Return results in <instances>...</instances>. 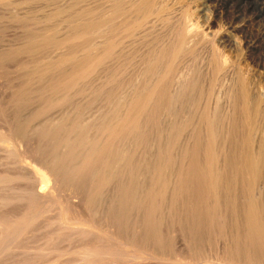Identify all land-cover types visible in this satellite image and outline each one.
Instances as JSON below:
<instances>
[{
    "label": "bare ground",
    "instance_id": "1",
    "mask_svg": "<svg viewBox=\"0 0 264 264\" xmlns=\"http://www.w3.org/2000/svg\"><path fill=\"white\" fill-rule=\"evenodd\" d=\"M125 1H123V3ZM143 1H145V0H143ZM178 1L179 0H168L169 3H176V2L178 3ZM206 1H211L214 4H217L218 7L224 8V10L225 9L227 10L230 8L233 9V11L235 13V15H234L235 17H234L233 21H230L232 23L229 24L228 29L226 30V33L223 36L225 38V40H227L228 43L230 42L231 44L234 43V39H233V37H231L233 32L237 31V32H242V33L245 32L246 34L248 33V28H249L248 25L250 24V23L248 24V22H250V20L247 21L245 18H243L242 10L243 11L247 10V9L255 10L254 11V15H255L254 17H256V18L264 16V4L262 3V5L260 6L261 2H259V1H256V3H253L249 0H236V1H233V0H206ZM109 2H108V4H109ZM135 2H138V1H136V0H129V2L127 1V3H128L127 6H129L127 9H129V12H132L133 14L135 12L136 13L139 12V10H141V9L143 10L144 6H146L145 4L147 3L146 1H145L146 3L139 1L140 4L137 3L138 5H136ZM202 2H203V0H202ZM123 3H122V5H123ZM76 4H78V3H76ZM119 5L121 6V4H119ZM198 6H200V5H198ZM103 7H104V5H103ZM103 7H102V9H103ZM108 8H110V7H108ZM222 8H220V9L223 10ZM94 9H96V7ZM144 10H143V12H144ZM124 11H125V9H124ZM113 12L114 11H112V13ZM224 13H225V11H224ZM139 15H140V13H139ZM81 18L83 19V17H81ZM87 22H88V20H87ZM120 23H121V21H120ZM91 25H94V23H91ZM91 25H90V22L88 25H87V23L83 24L84 27L88 26V28H91V27L95 28V26L97 27V25H95V26H91ZM84 27H83L84 30H85V28L88 30L87 27H85V28ZM189 27L184 26V28H183L184 29L183 32L187 37L186 40L189 39V37L193 34L194 31H196V29H193L192 27L189 28ZM84 30H83V32L85 34ZM92 30H95V29H92ZM115 31H116V29H115ZM237 32L234 34H237ZM234 34H233V36H234ZM257 35H259L260 38L264 37L263 28H261V30L258 32ZM259 36H257V37H259ZM186 37H184V38H186ZM184 38H183V40H184ZM183 40L181 41V43H184L183 45H186L187 41L186 40L183 41ZM252 42H253V40H252ZM173 45H177V44H173ZM54 48H55V46H54ZM100 49H102V48H100ZM172 50H173V48H172ZM166 51H167V49H166ZM171 52H173V51H171ZM100 55H101L100 50L98 48H95L91 54L82 55L83 60L81 58H79V60H78V58H77L76 61H74L75 57L73 56L74 57L73 60L68 61V62L66 60V62L64 63L65 65L62 67V69H61V65L59 64L61 70L57 69V72L54 70L56 72V74H54L55 73L54 72L53 76L51 75L52 77L50 76V78L48 77L49 75H47L48 78L46 77V79H48L47 80L48 82L45 81V83L46 82L47 83L44 85V89L45 90L46 89H54V88L58 87L59 88L58 93H59V91L61 92V90L63 88H64V90H65V87L67 88V86H66L67 84L71 85L74 88V85L77 84V82H78L77 80L79 78L81 80L83 79V76L85 74L84 70H85V68L87 69L86 66H88V63H91V65H92V63H94L95 61H97V62L100 61L99 60ZM145 55H147V54H145ZM154 56H156V54ZM217 56H218L217 60L219 61L218 64H221L222 66L227 65V62H228L227 59H224L223 57H225V56H222V54L219 51H217ZM160 58L166 59L167 57L166 58L160 57ZM166 60H164V63L165 64L169 63V65H170V62H172V61H170L171 58L167 61ZM61 63L63 64V62H61ZM95 64H96V62H95ZM99 64H100V62H99ZM172 64H173V62L171 63V65ZM215 68H217V67H215ZM223 69H225V68H223ZM49 70H50V68H49ZM165 70L166 69H164V71ZM86 71L88 72V70H86ZM148 71H149V69H148ZM216 71H218V70H216ZM87 74L89 75V73H87ZM101 74H102V72H101ZM41 75H43V74H41ZM88 75H86V76H88ZM158 76H157V78H158ZM161 76H159V77H161ZM173 76H175V75H173ZM232 76L233 75H231V78H232ZM66 78L70 79L69 80L70 83H69V81H67L68 83L63 81ZM84 78H86V77L84 76ZM40 79H42V78H40ZM163 79H164V77H163ZM230 79H229V82H230ZM178 80H179V78H178ZM233 80L234 79H232V81L230 83H228V89L226 88L228 90L227 94L225 93L226 90L224 91V93L226 95H228V98H227L229 101L228 107H230V109L228 111H226L227 107H225L226 112L223 110L224 114H225L224 118H222L223 122L222 123L220 122L221 124L219 123V120L216 118V115L214 114L215 112L213 114H211L210 112L206 113L204 115L201 114L200 117L198 116L199 119L197 118L198 123L200 120L206 124V126H205L206 127L205 130L207 131L206 133L208 135H210V137L212 139H214V143L216 142V144H218L220 146V154L221 155L219 156V158H216V156H215L214 158H216V159L214 160V158L212 159L210 156V158L207 160V167L206 168H208V173H206L204 171L206 169L203 168L204 169L203 170L202 168H200L199 164H201V163L195 162L194 160H192L193 158L190 159V157H189V159L191 161H189L187 164L185 162L186 160L184 162L182 161V163H184L186 165L184 166V164H183L184 167L182 166L183 167L182 171L178 172L177 167H176L178 162L176 163V159H178L179 156L176 157V159L173 158V161L169 160L168 162H165L164 160H159V158L161 159L162 157H160L161 155L159 156L158 152H155L158 149L155 150V148H154L155 151L153 149L151 150V148H153L151 146H153V145L150 146V149H149L150 152L146 149V147L147 148L149 147V144H152L151 142L149 143V140H151L152 137L149 140H148V138L146 140V137H145V140H144V137L142 134H144L143 132H145L149 122H151V120L154 119V116L157 115V114L155 115V113H156L157 109L159 108V106H158L159 104L158 105L153 104L154 98L150 99L149 103L146 104L145 110H143V111L141 110L143 107L141 109L139 108L142 111V113H139V115H135V113L133 112L134 110H136V108H134V106L132 107V109L134 108L133 111H130L132 109L128 110L129 112H132L130 114L127 113V111L126 112L124 111L125 108H124V110H121V107H120V110L124 111L123 113L128 114L127 117L124 116L125 117L124 118V117H122L123 115L118 112L119 117H122L123 119H125L124 122H122V120L120 118L116 117L117 111H114V109H113L115 107L108 105L109 107H111L113 109V110H110V108H109V110L111 112L114 111V113H116L115 117H114V114H113V116L109 117L112 113H110V114L108 113L109 118H105V119L102 118L103 121H102V123L99 122V123H101L100 125H99V123H96L97 122L96 121L95 124L90 126V129H88L91 133H89V131L87 132V130H86L87 134L89 133L87 136L81 135V133L83 134V132H82L83 129H82L81 133H80V131L78 132V130L75 133H73L74 131L70 132L71 131V129H70V131L68 132L69 134L67 135V133H66L67 136L62 139L61 137L65 134L63 132H67V130L65 131V127H66L65 126L63 129V132H61V133H63V135H61V136H57V134L53 135V136H57V137L61 138V140L59 139V141L56 138L58 141V144H57V142L55 143L57 145L56 148H54V146H52V148L54 149L52 151L50 149L51 147L49 148V147H47V145L45 146V147L50 149L49 150L50 151L49 157L47 155H43L42 151L40 152L41 149L39 150V148H38V147H40V146H38L39 144L35 145L37 143H33L32 138L40 137V139L46 138V140H47V138L50 139L49 136H51L52 132L54 133L55 131H57L59 134H61L57 129L59 127L62 128L61 121L64 118H67V120L69 119L70 116L69 117H67V116L70 113H72V110H73L72 106H71L72 110H70V106H68L69 108L66 107L67 109L64 106V108L66 110H64V109L60 110V111L58 110V112L54 111L57 114L54 113L55 114L54 116H50L48 118L45 117V119L43 117L42 121L36 122L38 124H32L31 123L32 121L30 119H28L30 121V123H29V121L28 122L26 121V123L28 124L27 128H28L29 124L31 126H33V125L34 126L29 128L27 131L24 130L25 132L22 131L23 133H20L21 130H20V132H18L19 129H18V131H16L17 129H15V127L11 123V121L8 123L9 125H6L5 127L3 125L4 129L8 127L7 132H9V130H10V133H7L3 129L0 130V158H1V160H3V162L5 161L6 164L11 166V170L13 171V176L10 174L12 177H9L10 180L7 179L9 181V183H5V181H3V180L0 182V229H1L0 230V264H45L46 262H49L53 259L60 258L61 256H63L62 255L63 251H65V250L72 251V250L77 249V248H79L78 251L72 252L71 255L69 254L70 256L62 259L63 264H78L80 261L83 260L82 257L90 258L91 261H93L91 264H189V263H184L185 261L182 262V260L181 261L172 260V259H170V256H169L170 254H173V256H174V254L181 255L184 252L188 253V255L186 253V255L188 257H189V255L191 256L190 252L193 251L191 249L192 248L194 249V247H195V238L198 239V237L189 236V235H192L191 232H189V231H186V233L189 232L188 233L189 235H187V234H186L187 236L183 235L181 232L184 228L180 229L181 228V226H180L177 229L176 228L177 226L175 227L173 225L174 223L171 224V222H170L171 217H175L174 216L175 214L173 216L170 215V213H171L170 210H171L172 205L173 206L175 205L179 208H182L183 211H186V214L188 215L187 219H189L188 213L190 212L191 213L190 215H194L196 212L194 210L195 205L192 204V202H194V201H192V200H196V201L200 200V202H201V200L205 201L203 198L201 199V197L207 198V200H208L209 197H212V198L213 197L215 198V196L217 197L218 193H220V195L222 193L226 196L231 197L232 196V190H234L236 192V198L238 196V197H241V199L243 200L241 203H240L241 200L239 201L238 206L240 207V211H241L240 215L242 214L241 219H243V222L245 223V225H244V228L241 226L242 227V230H241L240 226H239V222L237 220L238 215L236 216L237 217L236 218V217H234L235 215L226 214L224 211L226 217L224 219L219 217L223 221L222 226H221L222 228L220 227V229H223V230H220V231H221V233L222 232L225 233V227L229 228L230 236L226 235L227 232L225 234L226 236L222 233L224 236H223V238L220 237L217 239L218 245H221L220 248H223V250L225 252H227L224 254L229 255V256H225V258H227V260L230 257V255L232 257L238 258V257H240V255H245L246 257H249L250 255L253 256L252 254H255L258 256V258H259L258 260H260V262L259 261L258 262L261 264H264V139H263L264 135L262 138L260 137L258 139V137H259L258 134L262 130L261 129L262 127H259L260 125H258L259 128L258 127L255 128L253 126L254 129H256V131H254V133L256 132L254 137L253 138L251 137V139L248 138L250 140H248L246 137L244 140V141H246V143L250 141L248 143V146L245 147V148H247L246 149L247 151L244 149L246 151V152L244 151L245 152L244 153L242 151V149H243V147H242V149H240L238 151V153H240V151H241V154L237 153L234 156H232V155L228 156V155H230V153L226 154L225 151H226L227 147H225V145H228V142L226 144V139L228 138L231 130L234 129V127L236 130V127H237L236 124H238L237 123L238 115L241 114V112H240V114H238L239 113L238 109L241 107L239 106V108L237 109L238 105L237 106L235 105L236 103L238 104V101H234V98L237 97V93L233 91V89L235 88L234 87L235 81H233ZM227 81H228V79H227ZM161 82H162V80H161ZM231 83H233V84H231ZM148 84L149 83H147V85ZM153 84H154V82H153ZM158 84H160V83H158ZM158 84H156V85H158ZM187 84H188V81H187ZM61 85L63 88L61 87ZM156 85H152V87L153 86L155 87ZM137 86H139V85H137ZM242 86H240V87H242ZM130 87H132V86H130ZM158 87H159V85H158ZM158 87H156L157 89H159V90L156 89V93H158V92L161 93L162 90L164 91V88H165L164 86H162L160 88H158ZM143 88H144V86H143ZM68 89L69 88H67V90ZM70 89H71V87H70ZM244 89H246V88H244ZM146 90H147V88H146ZM174 90H176V89H174ZM179 90H178V92H179ZM132 91L134 92V90H132ZM143 91H145V90H143ZM167 91H169V90H167ZM154 92H155V90L151 91V93H153V94H154ZM178 92H176V93H178ZM242 92L243 91H241V93ZM53 93H54V91H53ZM129 93H130V91H129ZM46 94H48V93L46 92ZM148 94H150V93H148ZM245 94H246V92H245ZM52 95H51V97H52ZM130 95H132V94H130ZM135 95H137V94H135ZM40 96H42V95H40ZM60 96H62V95H60ZM68 96H69V94H68ZM121 96H120V98L122 100ZM156 96L159 97V95H156ZM219 96H220V94H219ZM63 97H64V95H63ZM94 97H95V95H94ZM126 97H128V96H126ZM133 98H134V95H133ZM144 98L147 99L146 96L143 97V100H144ZM242 98H243V96H242ZM245 98H247V96ZM59 99H61V98L59 97ZM115 99L113 101H115ZM124 99L125 98H123V100ZM130 99H132V98H129V100ZM157 99H158V101L161 100L160 98L156 97V100ZM219 99H221V98H219ZM227 99H226V102H227ZM118 100H119V98H118ZM126 100H128V98ZM133 100H135V99H133ZM143 100H142V103H143ZM140 101H141V99H140ZM140 101L138 99V101L137 102L135 101L136 103L133 105H135L136 107L143 106V105H140L141 104ZM158 101H156V102H158ZM49 102H51V101H49ZM64 102H62V103H64ZM119 102H121V101L119 100ZM119 102H116V104ZM247 102L246 101L243 102V103H245L244 104L245 107H246ZM70 103L71 102L69 101V105H70ZM76 103H75V105L77 108V104H80V102L77 104ZM104 103L105 102L103 101V104ZM178 103H180V102H178ZM82 105H83V103H82ZM86 105H88V104H86ZM124 105H126V104H124ZM130 105H132V104H130ZM225 105L227 106V103ZM55 106L57 107V105H55ZM81 106L79 108H81ZM95 106H96V104H95ZM118 106H119V104H118ZM120 106H121V104H120ZM199 106H201V105H199ZM58 107L61 108L63 106L62 105L59 106V104H58ZM73 107H74V105H73ZM87 107L88 106H86V108L83 107V110L89 109ZM100 107L105 108V105L104 106L100 105ZM168 107H169V104H168ZM168 107L166 106V108H168ZM248 107H246V108L248 109ZM76 108H74V109H76ZM251 108L253 110H251L252 112L250 111L249 113H248L249 110L246 112V111H244L243 107L241 108L240 111H242V112L244 111L245 113H248V114L252 113L251 114L252 116L251 115L248 116L249 119H247L248 120L247 123L249 124V122H250V125H251V122H253L252 125H255L254 124L255 121H253V120H254V114H255V111L257 108H253V107H251ZM43 109H42V112H43ZM49 109H50V107L46 111L47 112L49 111V113H50ZM57 109H59V108H57ZM96 109H97V107H96ZM197 109H199V107H197ZM200 109H201V107H200ZM90 110H91V108L89 109V112H87L88 114L92 113V111H94L95 109L94 110L92 109L91 112H90ZM105 110H106V108H105ZM109 110H107V111H109ZM206 110H208V109H206ZM257 110H259V107ZM98 111H101V108H99ZM98 111L97 112L95 111L96 115L100 116V113L103 112L104 114L102 113L103 115H101V117L102 116L104 117L106 112L102 110L99 114H97ZM163 111H166V110H163ZM173 111H175V110H173ZM196 111H198V110H196ZM40 112H41V110H40ZM44 112H45V110H44ZM138 112H140V111H138ZM198 112L201 113L200 111H198ZM38 113H39V111H38ZM76 113H78V111ZM85 113H86V111H85ZM245 113H243L241 115L245 116L246 115ZM83 114L84 113H82L81 115H83ZM92 114L90 115V118H91V116H94L93 118H95V114L94 113H92ZM120 114L122 116H120ZM158 114H161V113H158ZM79 115H77V116H79ZM124 115H126V114H124ZM192 115H195L194 118L196 117V113H194ZM42 116H44V115H42ZM99 116H98V120H99ZM105 116L107 117V115H105ZM161 116L162 115H160V117ZM243 116H241V117L243 119H246V117H243ZM32 117H33V115H32ZM37 117H40V116L36 115V118ZM88 117H86V119ZM101 117H100V120H101ZM160 117H159V119H160ZM174 117H176V116H174ZM93 118H91V119L93 120ZM115 118L120 119L121 122L114 121ZM195 119H192V120L194 121ZM239 119L241 120L240 117H239ZM15 120H16V118H15ZM17 120L19 122V118ZM34 120H36V119H34ZM109 120H110V122L113 121L111 123V128H110L111 132L108 130L110 132V133L108 132L110 134L109 137L112 136L111 137L112 139L109 140L108 138H104V139H107L106 140L107 142L104 143L105 142V140H104L103 141L104 144H102L103 139L101 140V138L106 137V135L108 136V134L105 135V133H106L105 131H107V130L103 127L102 124H105ZM155 120H156V118H155ZM7 121H8V119H7ZM93 121H95V119ZM117 121H119V120H117ZM74 122H76V121H74ZM85 122H86V126H87V123L89 121L88 122L85 121ZM85 122H84V124H85ZM162 122H163V120H162ZM170 122H172V120ZM21 123H23V122H21ZM79 123L80 124L79 125L77 124V125L79 126L78 128L81 129V127L83 126L82 125L83 122H82V124H81V122H79ZM91 123H93V122H91ZM218 123H219V125H218ZM60 124H61V126H60ZM72 124H73V121L70 125H72ZM107 124L108 123L105 124V127L108 126ZM199 124H201V122ZM66 125H67V123H66ZM101 125L104 129L101 127ZM123 126H124V128H127V130L131 131V133H130L131 135L129 134L130 135L129 139L127 136L128 140L125 139L126 135L124 136L123 140H121V135H120L121 133L120 132H122V134H124V132L121 131ZM263 126H264V123H263ZM164 127H166V124ZM192 127H194V125ZM253 127L249 128V129L253 130ZM25 128H26V126H25ZM76 128L77 127L75 126V129ZM237 128H239V126ZM162 129H163V127H162ZM172 129H174V128H172ZM72 130H74V129H72ZM229 130H230V132H229ZM57 132H55V133H57ZM86 132H84V133L86 134ZM233 132H235V131L233 130ZM261 133H262V131H261ZM125 134H126V132H125ZM157 134H159V133H157ZM157 134H156V136H157ZM165 134H163V135H165ZM163 135H161V136H163ZM190 135L192 136V133ZM193 135H196V134H193ZM248 135H250L249 132H248ZM35 136H37V137H35ZM191 136H189V140H188L190 142H191V140H190ZM52 138L53 137H51V140L47 141V142L48 143L51 142ZM154 138L156 139V137H154ZM186 138H187V136H186ZM233 138H234V136H233ZM54 140H55V137H54ZM194 140H196V139H194ZM198 140H199V138H197V141ZM232 140H231V142H232ZM37 141H40V140L38 139ZM41 141H42L41 147H44L43 142L45 140L44 141L41 140ZM41 141L39 143H41ZM188 141L186 140V142H188ZM244 141L242 140L243 143H244ZM54 142H52V143H54ZM157 142H159V141L157 140ZM193 143L195 144V142H193ZM208 143L212 144L213 140H212V142H209V140H208ZM208 143L206 142V144H208ZM187 144H189V143H187ZM187 144H184V145H187ZM160 147H162V145H160ZM182 147H184V146L182 145ZM211 147H213V144ZM255 147L256 148L259 147V149H261V151L259 150L260 153H259V151L257 152V153H259L258 156L255 155L257 157H254L253 155L250 156L248 154L249 151L253 153V149ZM96 148L103 150V153L101 155L99 154L98 156L96 154H94ZM216 148H219V147H216ZM216 148H214V149H216ZM108 149H111V152H112L111 155L109 154L110 152L109 153L107 152ZM211 149L214 150L213 148H211ZM44 150H45V153L47 154L48 151H46V148ZM161 150H162V148H161ZM235 150H236V148H235ZM257 150L254 149L255 154H256ZM105 152H107L110 156H108V154H107V157H106V155L104 157ZM182 152H185V150ZM170 153L171 152H169V155H167V152H166V154L165 153L164 154L168 158V156H170ZM205 153L207 154V151ZM211 153H209V154H211ZM213 153H212V155H213ZM214 155H216V154H214ZM157 156H159V157H157ZM183 156H185V155H183ZM181 157H182V155H181ZM191 157H193V155ZM207 157H208V155H207ZM174 159H175V161H174ZM194 159L196 160L195 157H194ZM196 161H198V159ZM180 162H179V164H180ZM203 164H206V163L204 162ZM203 164H201V165H203ZM180 167H179V169H180ZM204 167H205V165H204ZM11 170H9V171H11ZM215 170H216V173H214ZM215 174L217 177L215 176ZM5 177L3 178L4 180H5ZM1 178L2 177H0V180H1ZM13 184H17L18 188H21L19 190V194H9L8 193L12 189ZM63 187L69 188V192L68 193L64 192L62 190V189H64ZM64 193H66L65 194L66 196H63L65 198H61L62 195H64ZM73 195H75L74 197H76V198H74ZM200 195H201V197H200ZM224 195H223V197H224ZM142 197H145L147 199V201H148L147 206L148 207L143 208V206L147 203L146 199H144L146 201V203L144 201L145 204L141 205V201H143ZM199 197H200V199L197 200V198H199ZM192 198H194V199H192ZM248 198L249 199L252 198L251 203H249V202L246 203V201L249 200ZM224 199H222V200H224ZM189 200H191L192 202H189ZM57 201H58V203L55 204V202H57ZM225 201H226V199H225ZM63 202H66V204L64 205ZM210 202H213V201H210ZM220 202H223V201H220ZM157 203H159L158 209H156ZM218 203L219 202L217 201V204ZM39 204H40V206H38ZM51 205L53 206V209H50V208L48 209V207H50ZM203 205H207V204H203ZM203 205H201L203 209H201V208L199 209L200 214H202L204 212V211L201 212L202 210H205V212H206V209H204ZM232 205H233V203H232ZM201 206H199V207H201ZM213 206H214L212 209L213 212L210 211L209 206H207L208 208L205 206L207 208V212H206L207 215L206 216H205L206 213H204L200 216L197 214V216H199V218L201 216H205L204 219H206L207 217H210L208 220L203 221L206 224L209 223V225H206V224L204 225V223L202 224L201 223L202 222L201 220H203L202 218L200 220H199V218L196 219L197 221L194 220V218L196 216L195 217L191 216V219H189V220H191L190 223H188L189 221L187 219H185V220H187L188 228L195 230V232H197L198 235H200V240L202 239V237H201V234H199V232L204 230V228L209 229V227L212 225L213 221L215 220L213 215H214V213H216V211L218 209L216 208L215 204ZM223 206L225 207L224 203H223ZM235 206H229V208L226 207V208H228V210H226V211H229V213H232L233 207H235ZM221 207H219V209H220L219 211H221ZM234 209L236 210V208H234ZM49 210H51V211H49ZM178 211H179V209H178ZM178 211H176V212H178ZM180 212H182V211H180ZM234 212H236V211H234ZM237 212H238V210H237ZM172 213H174V212H172ZM183 213L184 212H182L181 214H183ZM186 214L184 213V216ZM222 215L223 214H221L219 216L223 217L224 215L223 216ZM180 218H182V216H180ZM141 222H143V225H144V223L150 225L151 229L147 225L148 228L150 229L149 232L146 231V229H145L146 227L144 228V230L146 232L143 230L146 234L140 233L142 231L141 228L139 229V227H141V224H142ZM172 222H173V219H172ZM179 222H180V224H179ZM179 222H178V224L181 225V219ZM12 223H14L15 225L9 229V227H10L9 225H11ZM200 224L203 227V229L201 228ZM1 226H2V228H1ZM22 226L25 228L23 229V231L21 230L20 233L18 234V232ZM198 226H200V229H202V230H199V229L197 230ZM217 226L219 227L220 225L218 224ZM3 227H5V228H3ZM193 230H192V232L194 233ZM179 231H181V232H179ZM16 234H18V235H16ZM11 235H13V239L8 242ZM196 235L197 234H195L194 236H196ZM209 237L207 238V240L209 239ZM41 239H47L46 240L47 241L46 247L43 246L42 248L40 247V249L37 247H34L35 249H31L32 247L29 248L28 246H25L23 244L24 240H26V242H27V240L32 241V242H39ZM145 239H147V242H148V240H149V242L152 241V244H154V245L150 246V243L149 244L144 243ZM203 240H205V239H203ZM198 241H197V243L199 244L200 241L199 242ZM209 241H211V240H209ZM204 244H205V241L203 242V245ZM191 245H192V247H191ZM205 245H207V244H205ZM199 246H201V245H199ZM216 247L218 248V246H216ZM200 248H202V246L199 247L198 249L201 250ZM217 248H216V250H218ZM204 249L205 248L203 246V250ZM195 250H197V248L194 249V251ZM208 250H210V249H208ZM216 250H215V252H216ZM223 250L221 249V252ZM193 252H192V254H193ZM196 252L197 251H195V253ZM221 252H220V256L222 254ZM177 255H175V256L177 257ZM196 255L197 254H195L194 257H196ZM194 257H192V258H194ZM178 258L180 259V257H178ZM184 258H182V259H184ZM209 258H211V257L209 256ZM216 258H217V256H216ZM242 262H244V261H242ZM256 262H257V259H256ZM218 263L220 264V262H218ZM218 263H216V264H218Z\"/></svg>",
    "mask_w": 264,
    "mask_h": 264
},
{
    "label": "rangeland",
    "instance_id": "2",
    "mask_svg": "<svg viewBox=\"0 0 264 264\" xmlns=\"http://www.w3.org/2000/svg\"><path fill=\"white\" fill-rule=\"evenodd\" d=\"M123 1H125V0H47V1L46 0L45 1L44 0H0V130L3 129L7 132L8 127L4 129L3 125L5 127L6 125H9L8 123L11 121V123L14 125L15 129H17L16 131H18V129H19L18 132H20V130H21L20 133H23V132H25L24 130L27 131L29 128L34 126V125L31 126L29 124V126L27 128L28 124L26 123V121L28 122L29 121L28 119H30L32 121L31 122L32 124H38L36 122L42 121L43 117L45 119V117L48 118L50 116H54L55 114H57L54 111L58 112V110L59 111L63 110V109L66 110L67 108H69L68 106H70V110H72V109L73 110H72V113H70L67 116V117L70 116L69 119L67 120V118H64L61 121L62 128L59 127L57 129L61 133V132H63L64 127L66 126L67 128L65 127V131L67 130V132H63V133H65L64 134L65 136L63 135V133L59 134L55 130L54 131L57 133L52 132L51 136H49L50 139L47 138V140H46V138L40 139V137L35 136L40 141L45 140L43 142L44 147H41L42 141H41V143H39L40 141H37L38 140L37 138H32L33 143H37L35 145L39 144L38 146L41 147V148L38 147L39 150L41 149L40 152L42 151L43 155H47L49 157V154H50L49 150L51 149L53 151L54 149L52 148V146H54V148H56L57 145L55 143L57 142V144H58L59 139L61 140V138L62 139L65 138L69 134L68 132L70 131V129H71L70 132L74 131L73 133L77 132V130H78V132L80 131V133H81V131L83 129V131H82L83 134L81 133V135L87 136L89 133H91L88 129H90V126L95 124L96 121H97L96 123H99V122L102 123V121H103L102 118L103 119L109 118V117L113 116V114L115 117V114L117 113L118 115L116 114V117L120 118L122 120V122H124L125 119H123L122 117H124V116L127 117V115H128L127 113H129V114L132 113V112H129L128 110L132 109V107L134 106V108H136V110H134V108H133L130 111L134 110L133 112L135 113V115H139V113H142V111L145 110L146 104L149 103L150 99L154 98L153 104L154 105L159 104L158 106L160 109L159 108H158L159 110L157 109V111L155 113V115L156 114L157 115L154 116V119H153L154 121L151 120V122H149V124L147 126L148 129L146 128L145 132H143L144 134H142L144 137V140H145V137H146V140H147V138L149 140L152 137V139L149 140V143L151 142L152 144H149V147L148 148L146 147V149L150 152V150H149L150 146L153 145V146H151V147H153V148H151V150L152 149L154 150V148H155V150L158 149L157 151H155V150L154 151L158 152L159 156L161 155L160 157L163 158V159L159 158V160H164L165 162H168L169 160L173 161V158L176 159V157L179 156L178 157L179 160L176 159V163L178 162L177 163L178 166L176 165L178 172H181L182 168L189 161H191L190 160L191 158H193L192 160H194L197 163L203 164L205 162L206 164H203V165L199 164V165H200V168L206 169V170H204V169L203 170L206 173H208V168H206L207 167V160L210 158V156L212 159L215 156H216V158H219V156L221 155L220 154V146L218 144H216V142L214 143V139H212L210 137V135H208L206 133L207 132L205 130L206 124L200 120H199V123L201 122L202 125L198 123V121H197L199 119L198 116L200 117L201 114L204 115V114L209 113V112L211 114H213L215 112L214 114L216 115V118L219 120V123L223 122L222 118H224V116H225V114H224V111L226 109L225 107H227L226 111H228L230 109V107H228V104H229L228 103L229 101L227 99L228 95H226L227 91H228L227 90L228 89V83H230L232 81V79H234L233 81H235L234 82L235 88L233 89V91L237 93V97H235L236 99L234 98V101H238V104L235 102L236 103L235 105L236 106L238 105L237 109L239 108V106L241 108L243 107L244 111L247 112L249 110L248 113L251 110H253L251 107L257 108V109L259 107V110L256 109L255 114H254V120L253 121H255L254 122L255 125H252L253 122H251V125H250V122H249V124L247 123L248 122L247 119H249L248 116L251 115L252 113L248 114V113H245L244 111L243 112L240 111L241 108L238 109V111H239V113L237 112L238 114H240V112H241V114L245 113L246 115L247 114L248 115L243 116L241 114L240 115L237 114L238 115V119H237L238 124H236V126L237 127L239 126V128L236 127V130H235V127H234V129H232L231 132L229 130L231 135L229 134L230 137L228 136V138L226 139V144L228 142V145H225V147H227L225 152H226V154L230 153V155H228V156H231V155L234 156L235 154L238 153V151L240 149H242V147H243L242 151L244 152L247 149L245 147H247L248 143L250 142L249 141L246 143V141H244L245 138L246 137H247V139L248 138L251 139V137L253 138L255 133H256V132L254 133V131H256V129H254V127L256 128V127H258V125H260L259 127H262L261 128L262 133H261V131H260V133L258 132L260 134V135L258 134V136H259L258 139L260 137L261 138L263 137V135H264V129H263L264 128V126H263V123H264V120H263L264 119V107H263L264 106V37L260 38V36L257 34L261 30V28H263V30H264V16L256 18V17H254L255 16L254 15L255 10H253V9L252 10L247 9L244 11L242 10L243 18H245L247 21L250 20V22H248V24L250 23L248 25L249 28L247 27L248 33L246 34L245 32L242 33V32L236 31L237 34H234L236 32H233L231 37H233L234 43L231 44L230 42L228 43V41L225 40V38L223 36L225 35L229 24L232 23L230 21H233V19L235 17L234 16L235 13H234L232 8L227 9L228 10L227 11L226 9L224 10V8H222V7H218L217 4H214L211 1H206V0H203V2H202V0H179L178 3L177 2L176 3H169L168 0H166L167 2L165 0H163L164 2L162 0H153V1L152 0H145L147 2L146 3L143 0H136V1H138V2H135L136 5H138L137 3H139V1L140 2L142 1L143 3L144 2L146 3L145 4L146 6H144V8H143V10L145 9L144 12L141 9V10H139V12H137V13L135 12L133 14L132 12H129V9H127L129 7V6H127L128 5L127 1L129 2V0H126L124 3H123ZM233 1H236V0H233ZM249 1H251L253 3H256V1H259V2H261V4L259 3L260 6L262 5V3L264 4V0H253V1L249 0ZM108 2H109V4H108ZM76 3H78V4H76ZM122 3H123V5H122ZM119 4H121V6ZM103 5H104V7H103ZM198 5H200V6H198ZM95 7H96V9H94ZM102 7H103V9H102ZM108 7H110V8H108ZM220 8H222L223 10H221ZM124 9H125V11H124ZM112 11H114V12L112 13ZM224 11H225V13H224ZM139 13H140V15H139ZM81 17H83V19ZM87 20H88V22H87ZM120 21H121V23H120ZM89 22H90V25H91V23H94V25H91V26L97 25V27L95 26V28H92V27L88 28V26H85L88 28V30L90 29L89 30L90 32L83 26V24H85V23H87V25H88ZM82 26L85 28V30L83 29ZM184 26H188V27L190 26L189 28L192 27L193 29H196V31H197V32L194 31L195 33L193 32V34L189 37L188 40H186L187 37L183 32ZM82 29L85 31V34H84ZM92 29H95V30H92ZM115 29H116V31H115ZM221 33L222 34L224 33V34L222 35ZM233 34H234V36H233ZM257 36H259V37H257ZM184 37H186V38H184ZM183 38H184V40L187 41L186 45H183L184 43H181ZM252 40H253V42H252ZM62 43L63 44L65 43V44L63 45ZM173 44H177V45H173ZM54 46H55V48H54ZM95 48H98L100 50V54H101L100 58H99L100 61H98V62L95 61L96 64L94 62V63H92V65H91V63H88V66H86L87 69L85 68L84 71H85L86 75H88L87 73H89V75L86 76L84 74V76L86 78H84V76H83V79H84V80L82 79L83 81L79 78L77 80L78 82L76 81L77 84L74 85V88L76 87L75 89L71 85L67 84L68 83L67 81L70 80L69 78H66L63 80L65 82H67L66 86H67V88H69L67 90V88L65 87L66 91L64 90L62 85H61V87L63 88L62 89L63 91L61 90V92L59 91V93H58V89H59L58 87L54 88V89H46V90L44 89V85L48 82L47 81L48 79H46L47 75H49L48 77L50 78L51 75L53 76V73L55 71L57 72V69H59V70L62 69V67L65 65L64 63L66 62V60H67V62L71 61L74 59V57H75L74 61H76L77 58H78V60H79V58L82 59L83 58L82 55L91 54ZM100 48H102V49H100ZM172 48H173V50H172ZM166 49H167V51H166ZM171 51H173V52H171ZM217 51H219L222 54V56H225L223 58L227 59V61H228L227 65L222 66L221 64H218L219 61L217 60L218 59L217 58L218 57ZM145 54H147V55H145ZM155 54H156V56H154ZM160 57H165V58L167 57L166 58L167 60H169L171 58L170 61H172L173 64L171 65L172 62H170V65H169V63H166L167 64L166 65L164 63V60H166V59H164V58L161 59ZM61 62H63V64ZM99 62H100V64H99ZM59 64L61 65V69H60ZM215 67H217V68H215ZM49 68H50V70H49ZM223 68H225V69H223ZM148 69H149V71H148ZM164 69H166V70L164 71ZM86 70H88V72ZM216 70H218V71H216ZM56 72L54 74H56ZM101 72H102V74H101ZM41 74H43V75H41ZM158 75L159 76L162 75V76L159 77ZM173 75H175V76H173ZM231 75H233L232 78H231ZM157 76H158V78H157ZM163 77H164V79H163ZM177 77L179 78V80ZM40 78H42V79H40ZM227 79H228V81H227ZM229 79H230V82H229ZM161 80L163 83L161 82ZM45 81H47V82L45 83ZM187 81H188V84H187ZM153 82H154V84H153ZM157 82L160 84H158ZM69 83H70V81H69ZM147 83H149L148 84L149 86L147 85ZM156 84H158L159 87ZM231 84H233V83H231ZM137 85H139V86H137ZM142 85L144 86V88ZM152 85H156V86L155 87L153 86L154 87L153 88ZM130 86H132V87H130ZM162 86L165 87L164 88L165 92L162 90L161 93H159V92H158L159 94L156 93V89H157L156 87L160 88ZM240 86H242V87H240ZM70 87H71V89H70ZM129 87L132 90H134V92ZM146 88H147V90H146ZM244 88H246V89H244ZM174 89H176L177 91ZM143 90H145L146 92ZM150 90L151 91L155 90L154 94L151 93ZM157 90H159V89H157ZM167 90H169V91H167ZM178 90H179V92H178ZM225 90H226V92H225L226 94L224 93ZM53 91H54V93H53ZM129 91H130V93H129ZM241 91H243V92L241 93ZM46 92L48 94H46ZM176 92H178V93H176ZM245 92H246V94H245ZM134 93L137 95H135ZM148 93H150V94H148ZM68 94H69V96H68ZM130 94H132V95H130ZM155 94L159 95V97L156 96ZM219 94L221 97L219 96ZM40 95H42V96H40ZM51 95H52V97H51ZM60 95H62V96H60ZM63 95H64V97H63ZM94 95H95V97H94ZM133 95H134V98H133ZM120 96L122 97V100H121ZM126 96H128V97H126ZM142 96L143 97L146 96L147 99L144 98V100H143ZM155 96L157 98H160L161 100H159V101H158V99L156 100ZM242 96H243V98H242ZM246 96L248 99L245 98ZM59 97L61 99H59ZM117 97L119 98V100L121 102H119ZM123 98H125V99L123 100ZM127 98H128V100H126ZM129 98H132V99L129 100ZM219 98H221V99H219ZM249 98L250 99L252 98L253 100L251 99L252 100L251 101ZM114 99H115V101H113ZM133 99H135V100H133ZM138 99H139V101L141 99L140 105H143V106L136 107L135 105H133L138 101ZM226 99H227V102H226ZM142 100H143V103H142ZM49 101H51V102H49ZM69 101L71 102L70 105H69ZM103 101L105 102L104 104H103ZM156 101H158L159 103ZM245 101L249 102V103L248 102L246 103V107L249 106L248 109L245 107V105H244L245 103H243ZM62 102H64V103H62ZM74 102L75 103L80 102L81 105L83 103L84 106L83 105L82 106L85 108H86V106H88L87 108H89V109L91 108L90 112L92 111V109L93 110L95 109L94 111H92V113L95 114V118H93L94 116H91V118H93V120L95 119V121H93L90 118V115L92 113H90V114L87 113V112H89V109L86 110L84 108L85 110H83V107L77 103H76L77 104V108H76V105ZM116 102H119V103L116 104ZM178 102H180V103H178ZM226 103H227V106L225 105ZM58 104H59V106L62 105L63 107H61V108L58 107ZM86 104H88V105H86ZM95 104H96V106H95ZM118 104H119V106H118ZM120 104H121V106H120ZM124 104H126V105L128 104V105L126 106ZM130 104H132V105H130ZM168 104H169V107H168ZM55 105H57V107ZM73 105H74V107H73ZM100 105H102V106L105 105L106 110L104 107H100ZM108 105L115 107L116 109L115 108H113V109H114V111H117V112L116 113H114V111L111 112L110 110H113V109L111 107H109ZM199 105H201V106H199ZM64 106H65V108L66 107L67 108L65 109ZM71 106H72V109H71ZM80 106L82 109L79 108ZM166 106L168 108H166ZM49 107H50V109H49L50 113H49V111L48 112L46 111V110H48ZM96 107H97V109H96ZM120 107H121V110H124V108H125L124 111L125 112L127 111V113H123L124 111H121ZM197 107H199V109L201 107V109L199 110V109H197ZM41 108L42 109L44 108L43 109V112L45 110L44 113L42 112ZM57 108H59V109H57ZM74 108H76V109H74ZM99 108H101V111L103 110L106 112L105 115H107V117L105 115H104V117L103 116L101 117V115H103L104 113L101 111H98ZM109 108H110V110H109ZM139 108L140 109L142 108L141 109L142 111ZM39 109L41 110V112L43 114L40 112ZM172 109L175 111H173ZM206 109H208V110H206ZM107 110H109V111H107ZM137 110L140 112H138ZM163 110H166V111H163ZM196 110L200 111L201 113H199ZM38 111H39V113H38ZM77 111H78V113H76ZM85 111H86V113H85ZM95 111L96 112L98 111L97 114H99L101 112L100 116L96 115ZM118 112L121 113L123 116L120 114V116H122V117H119ZM82 113H84V114L81 115ZM108 113L109 114L112 113V114L109 116ZM158 113H161V114H158ZM194 113H196V117H195L196 119L194 118L195 115H192ZM124 114H126V115H124ZM32 115H33V117H32ZM36 115L37 116L39 115L40 117L36 118ZM42 115H44V116H42ZM77 115H79V116H77ZM160 115H162V116L160 117ZM98 116H99V120H98ZM174 116H176V117H174ZM241 116L246 117V119H243ZM86 117H88V118L86 119ZM100 117H101V120H100ZM159 117H160V119H159ZM239 117L241 118V120L239 119ZM15 118H16V120H15ZM18 118H19V122L17 120ZM118 118H115L114 121L121 122V120ZM155 118H156V120H155ZM169 118L172 120V122H170L171 120ZM7 119H8V121H7ZM34 119H36V120H34ZM192 119H195V120L193 121ZM71 120L73 121L72 125H70L72 123ZM117 120H119V121H117ZM162 120H163V122H162ZM74 121H76V122H74ZM85 121H87V122L89 121L87 123L88 127L86 126ZM21 122H23V123H21ZM79 122H81V124L83 122V124H82L83 126L81 127V129L78 128L79 127L78 125L80 124ZM84 122H85V124H84ZM91 122H93V123H91ZM112 122H110V120L108 122H106V123H108L107 127H105L106 123L102 124L103 127L107 130V131L104 130L106 132L105 135L108 134V136L106 135V137L101 138V140L103 139L102 144L107 142L106 141L107 139H104V138H108L109 140L112 139L111 138L112 136L109 137V135H110L109 133L111 132L110 128H111ZM29 123H30V121H29ZM66 123H67V125L68 124L69 125L67 126ZM101 123H99V125ZM219 123H218V125H219ZM61 124H60V126H61ZM165 124H166L167 128L164 127ZM74 125L77 127L76 129H75ZM102 125H101V127H102ZM193 125L195 128L192 127ZM25 126H26V128H25ZM250 126L251 127L254 126L253 130L251 129L252 131L249 129V128H251ZM162 127H163V129H162ZM172 128H174V129H172ZM72 129H74V130H72ZM86 130H87V132L89 131L88 134H87ZM233 130L235 132H233ZM121 131L124 132V134H122V132H120L121 133L120 134L121 140H123L125 135H126L125 139L128 140L130 138L131 131L127 130V128H124V126H123ZM84 132H86V134ZM125 132H126V134H125ZM248 132L250 133L251 136L248 135ZM7 133H10V130ZM66 133H67V135H66ZM155 133L156 134L159 133V134H157V136H156ZM191 133H192V136L190 135ZM54 134L55 135L57 134V136H61V135H63V136L60 138L57 136H53ZM163 134H165V135H163ZM193 134H196V135H193ZM161 135H163V136H161ZM127 136H128V139H127ZM186 136H187V138H186ZM189 136H191V139H190L191 142L188 141ZM233 136H234V138H233ZM51 137H53L52 141L48 143L47 141H50ZM54 137H55L56 141L54 140ZM154 137H156V139ZM56 138L58 139V141ZM197 138H199L198 141H197ZM194 139H196V140H194ZM207 139L209 140V142H212V140H213V143H212L213 147H211L212 144L208 143ZM250 139H248V140H250ZM263 139H264V137H263ZM104 140H105V142L103 143ZM157 140L160 143L157 142ZM186 140L188 142H186ZM231 140H232V142H231ZM242 140L244 141V143L242 142ZM52 142H54V143H52ZM193 142H195V144ZM206 142L208 144H206ZM187 143H189V144H187ZM184 144H187V145H184ZM46 145H47V147H49V148L51 147V148L49 149V148L45 147ZM160 145H162V147H160ZM182 145L184 147H182ZM210 147L213 149L216 147H219V148L214 149L215 150L214 151ZM234 147L236 148V150ZM43 148L44 149L46 148V151H48L47 154L45 153V150ZM161 148H162V150H161ZM96 149L98 150L99 148H96ZM96 149H95L94 154H96L97 156L99 154L101 155L103 153V150L99 149L97 151ZM254 149L255 150L258 149L256 151V154H255ZM254 149H253V153L249 151L248 154L250 156L253 155L254 157H257L258 154L260 153L261 149H259V147H257V148L255 147ZM181 150L182 151L185 150V152H182ZM206 151H207V154L205 153ZM258 151H259V153H257ZM107 152L108 153L110 152L109 153L110 155L112 154L111 149H108ZM107 152H105L104 157H105V155L107 157V154H108ZM166 152H167V155H169V152H171L170 156H168V158L165 155ZM211 152L212 153L214 152L213 155ZM209 153H211V154H209ZM109 154H108V156H110ZM189 154L191 156L193 155V157H191ZM214 154H216V155H214ZM238 154H241V151ZM181 155H182V157H181ZM183 155H185V156H183ZM207 155H208V157H207ZM255 155H257V156H255ZM159 156H157V157H159ZM189 157H190V159H189ZM194 157L196 158V160L198 159V161H196L194 159ZM216 158H214V160ZM175 159H174V161H175ZM182 161L183 162L185 161L186 164L182 163ZM179 162H180V164H179ZM0 163H1L0 164V177H2L0 182L3 180V181H5V183H9V181L7 179L10 180L9 177L13 176V171L11 170V166L6 164L5 161L3 162V160H1V158H0ZM183 164H184V166H183ZM204 165H205V167H204ZM179 167L181 170L179 169ZM9 170H11V171H9ZM214 173H216V170ZM215 176H216V174H215ZM4 177H5V180L3 179ZM20 189L21 188H18L17 184H13L12 189L8 193L9 194H19ZM62 190L66 193L69 192V188H67V187H65ZM66 193H64V195H62L61 198H65L63 196H66L65 195ZM223 195L224 194H222V193H221V195H220V193H218L217 197L216 196H215V198L209 197L208 200H207V198L201 197V195H200L201 199L203 198L205 200V201L201 200V202L199 200L200 197L197 198V200H199V201L192 200V201H194V202H192L191 200H189V202H192V204H194L195 205L194 207L196 208V209L194 208V210L196 211L194 215H190L191 214L190 212L188 213L189 219H191V216H194V217L196 216L194 218V220L198 219L200 215L207 212V208H208L207 206L210 207L211 212H213L212 209L214 207L213 206L214 204L216 205V208L218 209L216 211V213H214V215H213L215 220L213 221L212 225L210 226L211 228L209 227L210 230L205 229V228H204V230H202L203 227L201 226V224H200V226L202 229H200V226L197 227V230L198 229L202 230L199 232V234H201V237H202L201 240H200V235H198V233L195 232V230L188 228V223H190L191 220L187 219L188 215L186 214V211H183L182 208H179L175 205L173 206L170 203L172 205L171 210H170V212H171L170 215L173 216L175 214L174 215L175 217H171V219H170L171 224L174 223L173 225L175 227L177 226L176 227L177 229L180 226H181L180 229L184 228L182 230V232L181 231H179V232H181L185 236L189 235L188 233L191 232L192 235H189V236L198 237V239L195 238L194 249L197 248V250H195V251H197L200 254L199 255L197 252L195 253L194 249L192 248L191 250L194 251V252L192 251L193 254L194 253L197 254L196 255L197 258L194 257L195 254L193 255L192 252H190L191 256L193 255L192 257H194L195 259L192 258L190 255L188 257L187 256L188 253L184 252L183 254H181L182 256L177 255V254H174V256H173V254H170L169 255L170 259L176 260V261L182 260V262L185 261L184 263H189V264H199V263L200 264H202V263L203 264H211V263L216 264L218 262H220V264H222V263L223 264H261V263H259L260 260H258L259 259L258 256L255 254H252L253 256L250 255L249 257H246L245 255H240V257H238V258L232 257L230 255L228 260H227V258H225V256H229V255L224 254L227 252H225L223 250V248H220L221 245H218V242H217V239L220 237L223 238V236L226 234V232H227L226 235L230 236L229 228L225 227V233L222 232L224 235L220 231V230H223V229H220V227L222 226V223H223L222 219H224L226 217L225 213L229 214V215H235L234 217H236L238 215V218L237 217L236 218L239 222V226H240L241 230H242V227L244 228L245 223L243 222V219H241L242 214L240 215L241 211H240V207L238 206L239 201L241 200L240 203L243 201L241 199V197L237 196V198H236V192L234 190H232V196L231 197L226 196V195H224V197H223ZM74 196L75 195H73V197ZM74 198H76V197H74ZM221 198L222 199L225 198L226 201H225V199L222 200ZM142 199H143V201H141V205H144L146 203L147 199L145 197H142ZM144 199H146V201ZM192 199H194V198H192ZM219 200L223 201V202H220ZM144 201H145V203H144ZM210 201H213V202H210ZM217 201L220 204L219 203L217 204ZM198 202L201 205L207 204V205H203L204 209H206V212H205V210H202L201 212H203V211L204 212L202 214H200L199 209L200 208L203 209V208ZM248 202L251 203L252 198L246 201V203H248ZM56 203H58V201L55 202V204ZM63 203H64V205L66 204V202H63ZM223 203L225 204V207L223 206ZM232 203H233V205H232ZM147 204H148V201L145 204L146 206L144 205L143 208L148 207ZM158 204L159 203L156 204V209L159 208ZM38 206H40V204ZM199 206H201V207H199ZM229 206H235V207H233V212L234 211H236V212L229 213V211H226V210H228ZM219 207H221L222 212L219 211L220 210ZM226 207H228V208H226ZM49 208L53 209V206L51 205L50 207H48V209ZM234 208H236V210ZM178 209H179V211H178ZM237 210H238V212H237ZM49 211H51V210H49ZM176 211H178V212H176ZM180 211L184 212L186 215L184 216V213L181 214L182 212H180ZM224 211H225V213H224ZM172 212H174V213H172ZM220 213L223 214L224 216L223 215H222L223 217L219 216V215H221ZM197 214L199 216H197ZM179 215L182 216V218H180ZM206 215H207V213L205 214V216ZM205 216H201L199 218V220L201 218L203 219V220H201L202 224L204 223L203 222L204 220L206 221L210 218V217H207L206 219H204ZM219 217L222 219H220ZM172 219H173V222H172ZM180 219H181V225H179ZM185 219H187L189 222L187 223V220H185ZM178 222H179V224H178ZM141 223L142 224H141V227H139V229L141 228L142 231L140 230L141 231L140 233L146 234L145 232L146 231L149 232L151 229L150 225L145 224V223L143 225V222H141ZM205 224L206 223H204V225ZM216 224L217 225L219 224L220 226L218 227ZM14 225H15L14 223L9 225L10 226L9 229L11 227H13ZM147 225L149 226L150 229L148 228ZM206 225H209V223ZM1 228H2V226H1ZM3 228H5V227H3ZM21 228H20L19 232L17 231L18 234L20 233L21 230L23 231V229L25 227L22 226ZM144 228L146 229V231L144 230ZM192 230L194 231V233L192 232ZM186 231H189V232L186 233ZM18 234H16V235H18ZM195 234H197V235L194 236ZM208 237H209V239L207 240ZM12 239H13V235H11L8 242L11 241ZM203 239H205V240H203ZM46 240L47 239H41L39 242H32L29 240H27V242H26V240H24L23 244L25 246H28L29 248L32 247L31 249H35L34 247H37L40 249V247L41 248L43 246L46 247V245H47ZM209 240H211V241H209ZM197 241L199 242V244L197 243ZM204 241H205V244H207V245H205V244L203 245ZM144 243H146V244L150 243V246L154 245V244H152V241L149 242V240H148V242H147V239H145ZM199 245L202 246V248H200L201 250L198 249L199 247H201ZM203 246L205 249L207 247L208 248L206 250L204 249L205 250L204 251ZM216 246H218V248ZM191 247H192V245H191ZM216 248L218 250H216ZM78 249L79 248L74 249L72 251L65 250L62 253L63 256H61L60 258L53 259L49 262H46L45 264H59V263L63 264L62 259L70 256L72 254V252L78 251ZM208 249H210L211 251ZM221 249L224 252L223 251L221 252ZM215 250H216V252H215ZM220 252L222 253L221 256H220ZM186 253H187V255H186ZM175 255H177V257ZM209 256L211 258H209ZM216 256H217V258H216ZM178 257H180V259ZM182 258H184L185 260ZM82 259L83 260L80 261L78 264H91L93 262L88 257H82ZM256 259H257V262L259 261L258 263L256 262ZM242 261H244V262H242Z\"/></svg>",
    "mask_w": 264,
    "mask_h": 264
}]
</instances>
